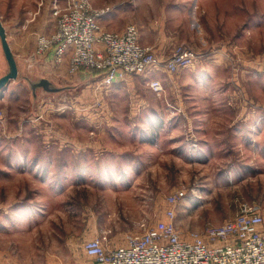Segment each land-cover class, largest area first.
<instances>
[{"label": "rangeland", "instance_id": "374dc122", "mask_svg": "<svg viewBox=\"0 0 264 264\" xmlns=\"http://www.w3.org/2000/svg\"><path fill=\"white\" fill-rule=\"evenodd\" d=\"M16 1L0 0V18L28 50L56 31L54 0L34 14ZM37 17L48 20L32 30ZM139 19L143 45L165 36L162 61L180 47L198 57L110 85L52 60L44 74L63 89L34 97L21 78L0 94V264H70L87 239L122 245L168 220L204 232L240 202L264 230V0H151Z\"/></svg>", "mask_w": 264, "mask_h": 264}, {"label": "built area", "instance_id": "2783aa9c", "mask_svg": "<svg viewBox=\"0 0 264 264\" xmlns=\"http://www.w3.org/2000/svg\"><path fill=\"white\" fill-rule=\"evenodd\" d=\"M59 1L52 5L56 31L49 36L38 34L35 54L43 57L52 52L56 64L69 62L71 73L81 68L101 70L104 83L110 85L127 75L152 73L161 67L174 72L198 57L195 51L180 47L162 61L153 47L141 43L136 24H128L123 32L101 26L111 7L96 9L91 0ZM150 86L156 92L162 90L159 79ZM169 199L175 202L177 197ZM85 249L101 264H264V230L257 222V206L240 202L234 217L209 225L204 232L186 234L168 220L129 234L119 246H111L106 234L98 235L85 243Z\"/></svg>", "mask_w": 264, "mask_h": 264}, {"label": "crops", "instance_id": "0c3cea01", "mask_svg": "<svg viewBox=\"0 0 264 264\" xmlns=\"http://www.w3.org/2000/svg\"><path fill=\"white\" fill-rule=\"evenodd\" d=\"M91 1L95 7H104V6L111 7V11L101 18V22L104 25V28L109 29V30H117V31L120 30V31H122L125 29V27L129 23L134 22V23H137L139 25V27L141 26V23L138 21V20H140L139 14L143 11V8L148 6V4L151 0H91ZM51 3H52V0H42V1L41 0H17L15 3V6H17L18 8H24V9L26 8L25 14H34L33 13V10H35L34 8H37L39 6V7H41V10H42V7L49 6V5H51ZM173 5L178 6V4L175 2ZM37 11L38 10L35 11V15H36ZM136 17L138 20L136 19ZM51 18L53 19V17H51ZM12 20H14V19H12ZM38 20H40L39 24L38 23H30L31 24L30 29L31 28H32V30L33 29L34 30L39 29V26L42 27L41 23H45L48 19L43 17V19L41 20V18L38 19V17H37L36 21L38 22ZM2 21H3V23L7 29L8 39H9V42H10V45H11L13 51L19 57H21L23 60L28 61L26 64H25V62H23L22 63L23 66L26 65L27 67H29L28 69H31L33 66L34 69L39 71L41 76L44 75L43 77H47V78L55 80L56 76L44 74L45 71L43 69V67H49V66H50V68L51 67L54 68L52 65V62H51L53 60L52 52H50L46 57H38L35 54V46L34 45H32L28 50H25L21 47L20 48L17 47L16 49H19V50H16L14 47V44L11 40V37H10V27L7 24V22L4 21L3 18H2ZM19 21H22L21 23H24L25 21L32 22L33 19L26 18V15H25L24 18L19 20ZM166 21H167L166 18L164 19V21H162L161 29H162V25ZM53 22L55 23L54 19H53ZM15 23H17V22H15ZM150 25L152 26V23ZM54 28H55V24H54V27L51 29V31H53ZM153 28H156V27H153ZM20 37H22V36H20ZM140 39H141L140 41L142 42V39H143L142 34H140ZM156 41H157L156 43L152 42L154 47L156 48L155 50L158 51L159 53H163L162 48L164 46H166V45H164V44H166L165 43V36L158 37ZM67 66H68L67 62H65L64 64H62L56 68L60 69L61 72L66 73V71L68 69ZM46 73H47V71H46ZM95 232H97L95 234H97V235L99 234L98 231H95ZM140 232L141 231H138L135 233L138 234ZM87 240H90V239H87ZM122 242H123L122 244L126 243V237L123 239ZM119 245L117 244V246H119ZM113 246H115V245H113ZM70 264H101V263H98L93 257L88 255V253L86 252V249H85V244H84L83 252L79 255V257L77 258V260L75 262H70Z\"/></svg>", "mask_w": 264, "mask_h": 264}, {"label": "water", "instance_id": "95a60500", "mask_svg": "<svg viewBox=\"0 0 264 264\" xmlns=\"http://www.w3.org/2000/svg\"><path fill=\"white\" fill-rule=\"evenodd\" d=\"M0 45L2 49V54L4 55L6 61V69L5 71L0 72V94L4 93V91L8 88L12 81H16L19 79H24L31 89L34 92V97H36V93L40 89H44L45 91L58 92L63 89L54 82L53 79L34 75L35 69H28L26 65L23 66V62L25 64L28 62L27 60H23L19 57L12 49L8 35L7 29L0 18ZM31 59V58H30ZM27 69V70H26ZM34 71V72H33Z\"/></svg>", "mask_w": 264, "mask_h": 264}, {"label": "bare ground", "instance_id": "6f19581e", "mask_svg": "<svg viewBox=\"0 0 264 264\" xmlns=\"http://www.w3.org/2000/svg\"><path fill=\"white\" fill-rule=\"evenodd\" d=\"M68 70V69H67Z\"/></svg>", "mask_w": 264, "mask_h": 264}]
</instances>
